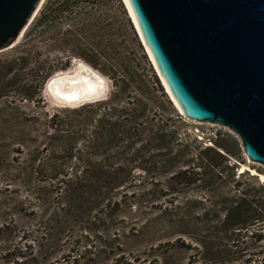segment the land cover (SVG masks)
I'll return each mask as SVG.
<instances>
[{
	"label": "trees",
	"instance_id": "obj_1",
	"mask_svg": "<svg viewBox=\"0 0 264 264\" xmlns=\"http://www.w3.org/2000/svg\"><path fill=\"white\" fill-rule=\"evenodd\" d=\"M74 57L112 90L45 115L16 160L13 179L40 200V234L6 243L0 221V264H264V182L239 171L234 133L199 134L174 106L123 0H43L0 59V98L43 102L45 80Z\"/></svg>",
	"mask_w": 264,
	"mask_h": 264
},
{
	"label": "water",
	"instance_id": "obj_2",
	"mask_svg": "<svg viewBox=\"0 0 264 264\" xmlns=\"http://www.w3.org/2000/svg\"><path fill=\"white\" fill-rule=\"evenodd\" d=\"M43 0H0V51L11 47ZM153 65L189 120L224 126L240 140L249 161L264 166V0H123ZM79 64L102 78L101 94L57 99L52 79ZM81 67L84 74L86 68ZM51 102L77 106L103 99V76L74 57L45 83Z\"/></svg>",
	"mask_w": 264,
	"mask_h": 264
},
{
	"label": "rangeland",
	"instance_id": "obj_3",
	"mask_svg": "<svg viewBox=\"0 0 264 264\" xmlns=\"http://www.w3.org/2000/svg\"><path fill=\"white\" fill-rule=\"evenodd\" d=\"M24 32L25 29L20 33L18 39L11 47L0 51L1 60L4 58H9L10 56L16 53V47L21 42ZM139 40L142 44L143 51L149 60V64L152 70L159 78L160 83L164 88V91L171 99L140 37ZM73 59L74 58L71 59L70 65L64 70H67L72 66ZM94 69L97 70L103 76L106 82L107 85L106 97H107L112 90L111 80L106 74H104L100 70L96 68ZM145 72L149 73L147 76L149 77L151 71L146 70ZM46 80L41 90V95L44 101L38 104L36 102H26L25 100L18 98L16 95H10L7 99H5L4 97L0 98V105L6 102L7 100L8 102H10L11 107H13L12 109H9L11 113L10 111H8L5 113V115L2 118H0V120H3V122L0 123V202L2 206V209L0 210V221L6 220L7 222H9L7 232L5 233V236L7 237V240H5L6 243L19 241L23 233L25 234L32 233L33 235H38V233L40 234L39 231H36L37 228V225L35 224L36 219L33 216V212L36 213L39 211L37 205H39L40 200L38 201V199L33 198L28 190L24 189L20 184H17L13 179L15 177L13 172L15 167L14 164L17 162L16 160H21L23 157H29L30 154L32 153V150L36 148V145L41 139L39 134L41 131L43 133L46 127L44 122L45 115L49 117L54 112L60 113V110L62 108H66V107L73 108L80 106V105L73 107L60 106L51 102L44 88ZM174 106L178 109V107L175 104ZM179 112L181 113L180 110ZM30 116H33L32 120L30 119L32 118ZM190 121L193 123L194 126L197 127L196 131L199 134L212 135L213 132L217 130L220 131L229 130L224 126L209 122H199L193 120ZM43 137L44 136L42 134V147L44 146ZM28 152L29 155H27ZM246 169L249 170L250 173L256 174L259 180L261 182H264L263 165L249 161L245 156V162L240 165L239 171ZM257 170H259L260 172H258Z\"/></svg>",
	"mask_w": 264,
	"mask_h": 264
},
{
	"label": "bare ground",
	"instance_id": "obj_4",
	"mask_svg": "<svg viewBox=\"0 0 264 264\" xmlns=\"http://www.w3.org/2000/svg\"><path fill=\"white\" fill-rule=\"evenodd\" d=\"M82 66L79 64L72 73H64V75L51 80L49 90L57 99L76 101L103 92L102 78L92 77L91 71L85 66L83 67L86 68V72L83 74L80 70Z\"/></svg>",
	"mask_w": 264,
	"mask_h": 264
}]
</instances>
